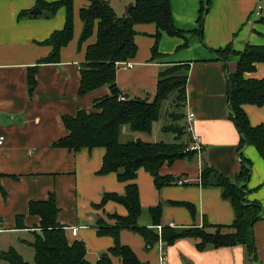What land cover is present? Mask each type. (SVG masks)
Here are the masks:
<instances>
[{"label": "crops", "instance_id": "0c3cea01", "mask_svg": "<svg viewBox=\"0 0 264 264\" xmlns=\"http://www.w3.org/2000/svg\"><path fill=\"white\" fill-rule=\"evenodd\" d=\"M38 1L0 0V137L4 138L0 145V253L14 248L26 261L21 249L29 252L34 234L40 232V218L29 213L30 204L54 195L59 208L58 222L65 228L69 242H84L88 262L97 264L114 246L112 237L98 235V223L114 225L112 216L128 215L126 207L115 201L100 205L106 194L124 195L127 183L121 182L117 173L100 174L104 148L74 152L53 144L69 134L63 116H74L79 110L92 112L94 102L110 95V90L104 86L85 95L80 93L86 51L97 40L95 31L90 39L80 42V10L90 3L74 0L73 40L61 50L59 63L41 64L52 51L44 42L64 28L66 10L62 8L47 17L37 7ZM106 1L118 17H123L126 8L137 0ZM169 1L173 23L183 37L162 33L158 48L163 58L151 61L157 27L136 25L138 50L130 60L134 68L119 65L116 81L125 98L151 102L160 71L171 64H189L184 120L187 114H194L190 136L201 138L202 150L192 160L163 166L160 174L177 181L161 190L148 172L139 170L135 181L142 207L139 225L155 228L149 210L159 205L163 208V227H201L205 220L213 225H231L235 217L231 203L222 198L219 188H203L200 176L203 168L209 167L235 182L246 159L251 163V176L249 181L239 184L246 187L248 200L263 208L261 220L254 225L257 260H253L246 246L199 251L192 239H182L174 245L160 241L148 248L139 234L127 229L120 232V242L129 246L143 264H264V160L253 146L240 151L241 136L228 101V73L236 70L238 53L247 45L264 46V5L260 4L263 9L257 15L260 0H212L199 35L195 31L200 29V10L208 0ZM36 10L40 13L33 15ZM23 12L28 15L21 17ZM254 13L258 17L256 22ZM228 45L235 53L226 61L214 55ZM34 67L36 82L32 86L29 74ZM245 78L264 79V63H258ZM243 109L253 126L264 125V107L244 105ZM159 122L151 136L131 134L128 127H124L122 135L159 142V138L166 136L164 125L157 129ZM179 181L183 184L179 185ZM173 202L193 204L196 218L187 207ZM18 217H22V228L17 225ZM73 228H78L77 236L72 234ZM161 229L157 228L159 233ZM112 261L122 264L116 257ZM0 264L9 263L0 260Z\"/></svg>", "mask_w": 264, "mask_h": 264}, {"label": "trees", "instance_id": "16d2710c", "mask_svg": "<svg viewBox=\"0 0 264 264\" xmlns=\"http://www.w3.org/2000/svg\"><path fill=\"white\" fill-rule=\"evenodd\" d=\"M87 1L90 5L80 10L83 22L80 42L90 39L95 31L97 40L86 51V62L81 67L80 93L85 95L108 86L110 95L96 100L92 112L79 110L74 116H63V123L69 134L55 142L53 147L74 152L85 148H104L106 154L100 174L117 173L119 180L127 183L124 195L106 194L100 205L103 207L108 201H115L126 207L128 215L112 216L114 225L104 224L103 221L98 223V235L112 237L114 246L97 264H113L112 257L119 258L122 264H143L129 246L120 242V232L123 229L139 234L148 248L160 241L166 245H174L179 240L192 239L196 241L199 251L246 246L250 256L256 261L254 225L261 220L263 208L258 202H250L246 187L239 184L241 181H249L251 176V163L246 159H243L244 165L235 182L209 167H204L200 176L199 184L203 188H219L222 198L231 203L235 216L231 225H213L205 220L201 227H163L162 205L149 210L155 228L139 225L142 207L139 187L135 182L139 170L148 172L154 178L157 189L161 190L175 185L177 181L175 177L160 174L163 166H172L178 160H192L197 157L198 152L189 148L194 141L190 134L185 132L186 126L180 128L182 134L174 143L147 142L141 139L123 143L121 135L124 127H128L132 134L151 136L154 125L161 118L164 102L168 101L174 92L177 93L175 106L184 113L179 118L178 114L173 112V121L185 119L190 65L176 63L162 69L158 75L156 95L151 102L125 98L121 94L116 81L118 65L133 60L137 55L134 29L136 25L155 24L157 27L151 61L163 58L158 48L162 33L180 38L183 33L173 23L169 0H137L126 8L123 17H118L106 0ZM73 3L74 0L37 2V7L47 17L54 16L62 8L66 10L64 28L55 31L44 42L52 51L41 64L59 63L61 50L73 40ZM211 3L212 0H208L201 7L200 29L195 31L196 34L202 35L203 20L210 10ZM27 15V12H23L21 17ZM184 46H187V43ZM213 53L226 61L235 51L228 45L225 49ZM238 56L236 70L228 73V101L233 122L241 136L239 149L241 151L246 146H253L264 160V125L253 126L243 109L244 105L264 107V79L245 78L246 73L255 71L258 63H264V46L247 45ZM35 72L36 67L31 68L29 82L32 86L36 82ZM121 97L124 100H121ZM162 130L165 134L179 132L174 126L169 130L164 126ZM184 137L188 139L184 141ZM173 205L187 207L193 218H196L197 211L193 204L173 202ZM29 213L40 218V232L34 234V241L29 244L34 251L35 264H90L86 258L85 243H70L65 228L58 222L59 208L54 195L46 201L32 202ZM21 223L22 217H18L19 228L23 227ZM159 226L162 227L161 233L157 230ZM0 260L9 264H29L14 248L1 252Z\"/></svg>", "mask_w": 264, "mask_h": 264}, {"label": "rangeland", "instance_id": "374dc122", "mask_svg": "<svg viewBox=\"0 0 264 264\" xmlns=\"http://www.w3.org/2000/svg\"><path fill=\"white\" fill-rule=\"evenodd\" d=\"M263 2H264V0H260L258 6L260 4L264 5ZM252 16H254L253 21L256 22V20H258V17L256 16L255 13ZM176 97H177V93L174 92L169 97V100L164 102L163 107H162V114H161L162 117H161L160 122L157 124V129L161 125H164L165 128H167L168 130L171 128V126H174L177 130L179 129V132L175 133V134L173 132L167 133L165 137L159 138L160 139L159 142L163 141L165 143H174L176 141V139L178 138V136H180L182 134V131H180L181 130L180 128H184V126H186V121L185 120L179 119L178 121H173V117H172L173 116V112L178 114L179 118L181 117V114L184 113L182 109L176 108V106H175ZM185 132H187V130ZM155 133H158V134L161 135L162 131H155ZM122 136L123 137H122L121 141L123 143H125L127 141H132V140H136L137 139L135 136H130V134H128V135H124L123 134ZM186 137H184V139H185L184 141H186L188 139V138L186 139ZM184 141H182V142H184ZM189 148L191 149L192 146L190 145ZM190 149H188V150H190ZM21 252L23 253L26 261H28L30 264H35L34 260H33V256H34L33 249H31L29 252L28 251H24V250L21 249Z\"/></svg>", "mask_w": 264, "mask_h": 264}, {"label": "built area", "instance_id": "2783aa9c", "mask_svg": "<svg viewBox=\"0 0 264 264\" xmlns=\"http://www.w3.org/2000/svg\"><path fill=\"white\" fill-rule=\"evenodd\" d=\"M262 9H263V7L261 5H259L257 7L256 14L257 15H260ZM119 65H121L124 69H132V68H134V65L135 64L133 62H131V61H128V62L120 63ZM121 100H124V98L121 97ZM194 118H195V116L192 113H189L186 116V121H187V123H186V129H187V132L189 134H192V132H193V120H194ZM192 137H193L194 143L192 145L191 150H195L197 152H200L202 150V147H201V143H202L201 138L200 137H196V136H192ZM3 141H4V138L3 137H0V145L3 144ZM178 183H179V185H182L183 184L182 181H179ZM72 234L74 236H77V234H78V228H73L72 229Z\"/></svg>", "mask_w": 264, "mask_h": 264}, {"label": "water", "instance_id": "95a60500", "mask_svg": "<svg viewBox=\"0 0 264 264\" xmlns=\"http://www.w3.org/2000/svg\"><path fill=\"white\" fill-rule=\"evenodd\" d=\"M40 13V10H36V11H33L32 14L33 15H37ZM126 98H128V96H126ZM106 254H103L102 257H105Z\"/></svg>", "mask_w": 264, "mask_h": 264}]
</instances>
